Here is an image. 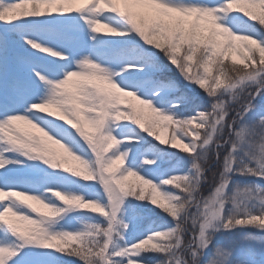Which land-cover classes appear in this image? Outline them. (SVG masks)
Returning <instances> with one entry per match:
<instances>
[{"label": "snow or ice", "instance_id": "obj_1", "mask_svg": "<svg viewBox=\"0 0 264 264\" xmlns=\"http://www.w3.org/2000/svg\"><path fill=\"white\" fill-rule=\"evenodd\" d=\"M0 24V264H264V0H0Z\"/></svg>", "mask_w": 264, "mask_h": 264}, {"label": "rangeland", "instance_id": "obj_2", "mask_svg": "<svg viewBox=\"0 0 264 264\" xmlns=\"http://www.w3.org/2000/svg\"><path fill=\"white\" fill-rule=\"evenodd\" d=\"M3 27H5V25L0 24V30H2ZM41 55H43V54H41ZM160 60L163 61L162 64L164 65V68H166L168 71H170L172 73L173 77L178 82H180L181 84H183V85H185L187 87L194 88L198 92L200 91V89L198 87H194V86H191V85L185 83L182 80V78L180 77V75L178 74L177 69L174 66L170 65L165 60V58L163 56L160 57ZM195 70H196V66L193 65V72H195ZM48 118L49 119H54V118H51V117H48ZM55 122L56 123L63 124L62 121H55ZM63 126L64 127H69L68 125H63ZM69 130L72 131V129L70 127H69ZM170 133H171V128H168L166 130L165 129L159 130L157 134L160 135L162 139H166V140H169L170 141V139H171ZM143 134L147 138L148 141H151V142H153L155 144L161 145L157 140H155V138H153V137H147V134L146 133H143ZM161 146H163V148L165 149V151L174 153L176 158H179V159L181 158L183 160L186 159L187 154H185V153H183V152H181L179 150V145H177L176 148H172L171 145H170V143L169 144H166V145H161ZM205 183L206 182L202 183V185H201L202 188H200V190L203 191V194H200V192L198 194V196L201 199L206 198L208 195H210L211 191L213 190V189L210 190L208 192L209 194H207L206 191H205V189H204ZM148 207L149 208H152L153 206L148 205ZM193 211H194V209H193ZM94 215H96L98 217V214H94ZM152 215H154V216L158 215V213L156 212V209H154L153 212L149 213V216L150 217H152ZM142 225H143V223L141 224V227H142ZM189 227H190V234L189 235H191L192 234L191 233V226L189 225ZM245 231L246 232H250L252 235H254L256 237H260L261 236L260 234H257V233L254 232V231H257L258 232V230L246 229ZM242 234L243 233H241L239 230H237L236 232H233L231 234H228V235H220V234H218L215 237V243L216 244H224V243H227V242L231 241V242H235L237 244V247L238 248H245V247H247V244L246 243H242L241 242V239H240L241 236H242ZM184 239H185V241H187L189 239V236H185ZM211 254H212V249H209V257L211 256ZM57 255H59V254H57ZM209 257H205V259H208ZM158 258H159L158 256L152 255V254H148V255H144L143 256V259L144 260H147V261H150V262L151 261H154L155 259H158ZM62 260L65 262V264H79V261L78 260H75L74 258L62 257Z\"/></svg>", "mask_w": 264, "mask_h": 264}, {"label": "trees", "instance_id": "obj_3", "mask_svg": "<svg viewBox=\"0 0 264 264\" xmlns=\"http://www.w3.org/2000/svg\"><path fill=\"white\" fill-rule=\"evenodd\" d=\"M163 61H161L162 63ZM159 78L160 79H163V80H167L169 78H171L172 80L175 81V83L179 86L180 90L182 92H188L190 95H196V103L202 107V108H206L208 107V103H207V98H206V94L203 93V90L200 89V91H196L194 88H191V87H187L183 84H181L180 82H178L172 75V73L170 71H168L166 68H164V71L161 72L159 74ZM194 89V91H193ZM201 92V93H200ZM257 103H261L260 101H257ZM139 130V129H137ZM142 135L144 136V134L142 133ZM149 143L151 144H154L156 145L157 147H160V148H163V146L159 145V144H155L151 141H149ZM164 149V148H163ZM165 150V149H164ZM223 155H224V152H221L220 153V158H221V162H222V158H223ZM176 159H179V158H174L173 159V163L176 162ZM181 159V158H180ZM182 161V167L183 168H187L189 167V165L187 164L186 162V159H181ZM167 166V165H165ZM206 168H208V165L205 166ZM221 170V167L219 165L217 166H213L210 170L206 171L205 175H206V183H205V186H204V189L206 191L207 194H209L208 192L212 189H214V182H213V173H216L218 175L219 171ZM234 181L241 184V185H245L247 183H250V179H244V178H239V177H233ZM168 188L169 191H175V189L171 188V186H166ZM202 188V187H201ZM204 191V192H205ZM200 194H203V191L200 190ZM195 211V210H194ZM156 212L158 213V215L154 216L152 215V219H155L157 220L158 222L160 221H163L164 223L166 224H169L171 225L172 224V221L170 220V218H167L166 217V214H164L163 212H161L159 209H156ZM143 223H147V221H144ZM143 227V225H142ZM253 232V231H252ZM255 233L257 234H260L262 235V233H260L259 231H254Z\"/></svg>", "mask_w": 264, "mask_h": 264}]
</instances>
